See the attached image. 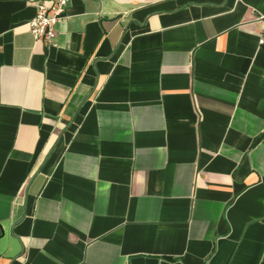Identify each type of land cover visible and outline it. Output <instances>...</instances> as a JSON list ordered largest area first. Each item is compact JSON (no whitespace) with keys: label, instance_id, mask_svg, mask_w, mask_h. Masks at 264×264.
<instances>
[{"label":"crops","instance_id":"0c3cea01","mask_svg":"<svg viewBox=\"0 0 264 264\" xmlns=\"http://www.w3.org/2000/svg\"><path fill=\"white\" fill-rule=\"evenodd\" d=\"M33 2L0 0V264H264V0H67L50 44Z\"/></svg>","mask_w":264,"mask_h":264},{"label":"built area","instance_id":"2783aa9c","mask_svg":"<svg viewBox=\"0 0 264 264\" xmlns=\"http://www.w3.org/2000/svg\"><path fill=\"white\" fill-rule=\"evenodd\" d=\"M35 14L26 22L30 33L35 40H42L50 44L57 34L56 26L66 17L67 0H34ZM258 19L263 22L258 44L264 47V14Z\"/></svg>","mask_w":264,"mask_h":264}]
</instances>
